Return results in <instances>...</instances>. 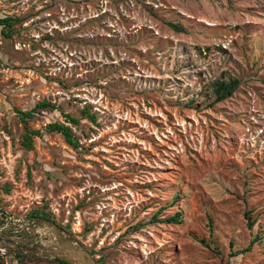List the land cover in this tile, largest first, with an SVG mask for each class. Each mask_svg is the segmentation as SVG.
<instances>
[{"label":"rangeland","instance_id":"obj_1","mask_svg":"<svg viewBox=\"0 0 264 264\" xmlns=\"http://www.w3.org/2000/svg\"><path fill=\"white\" fill-rule=\"evenodd\" d=\"M0 17L19 19L0 28L1 227L45 210L100 264H264V0H0ZM219 79L240 85L215 103ZM44 100L79 119L78 150L45 130L59 111L21 145L14 110Z\"/></svg>","mask_w":264,"mask_h":264},{"label":"trees","instance_id":"obj_2","mask_svg":"<svg viewBox=\"0 0 264 264\" xmlns=\"http://www.w3.org/2000/svg\"><path fill=\"white\" fill-rule=\"evenodd\" d=\"M19 22V19L13 18V17H0V28L3 35L10 36L7 31L12 32V28L16 25V23ZM172 27L176 31H181V28L178 25H172ZM240 85V81L238 79H231V80H217L215 81L212 86V93L215 97V103H220L223 101H226L233 97L235 92L237 91L238 87ZM47 110V111H59L62 113V115L65 118L64 122H51L47 124L45 127V130L47 133L50 134H60L65 139L66 143L71 146L73 149L78 150L80 148L79 139L76 137L72 127L70 124H77L79 122L78 118L73 117L71 114L65 112L60 106L44 100L40 103H38L32 110L29 111H22L15 109L14 112L19 116L21 122L24 124V134L21 138V145L26 150H32L34 148V140L37 137L42 136V132L40 130H34L30 127L29 122L37 117V115L40 114L41 111ZM82 116L86 117L88 119H91L92 121H95L96 118L94 116H91L89 114V109L85 108L82 112ZM179 201V196H175L173 204L177 203ZM165 210V208H164ZM160 214H156L154 216V221L169 225H179L183 222V213L182 212H176L175 214L168 216L164 219L159 218ZM27 219L30 222L33 221H49V222H55L53 216L46 212L45 210H33L27 215ZM247 220H248V227L250 229L253 228L255 225V221L252 220L249 215L247 214ZM56 223V222H55ZM202 244H204L206 247H210L209 243L205 239L199 240ZM258 240H253L252 244L247 247L246 249L242 250L241 252H236L235 255L242 254L245 252H249L252 250L254 243H256ZM233 245V244H232ZM217 250V247L214 248ZM17 259L24 258L23 255L17 254L15 255ZM59 264H69L65 261L56 260ZM98 264H100L99 261H97ZM1 264V262H0Z\"/></svg>","mask_w":264,"mask_h":264},{"label":"water","instance_id":"obj_3","mask_svg":"<svg viewBox=\"0 0 264 264\" xmlns=\"http://www.w3.org/2000/svg\"><path fill=\"white\" fill-rule=\"evenodd\" d=\"M10 231H25L33 238L24 242L9 235ZM12 254L56 259L69 264H98L84 244L66 233L57 223L45 220L28 223L9 220L0 227L1 264H8L7 258Z\"/></svg>","mask_w":264,"mask_h":264},{"label":"flooded vegetation","instance_id":"obj_4","mask_svg":"<svg viewBox=\"0 0 264 264\" xmlns=\"http://www.w3.org/2000/svg\"><path fill=\"white\" fill-rule=\"evenodd\" d=\"M0 224H2L1 221H0ZM0 227H1V225H0ZM8 234L11 235L13 238H20L24 242H28L29 240H31L33 238V236L30 235V233L25 232V231H15V232L14 231H10ZM91 254L93 255L92 252H91ZM15 255H17V254H15Z\"/></svg>","mask_w":264,"mask_h":264}]
</instances>
